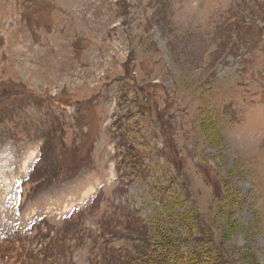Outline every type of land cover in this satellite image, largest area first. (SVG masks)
<instances>
[{
    "label": "rangeland",
    "instance_id": "rangeland-1",
    "mask_svg": "<svg viewBox=\"0 0 264 264\" xmlns=\"http://www.w3.org/2000/svg\"><path fill=\"white\" fill-rule=\"evenodd\" d=\"M163 238L264 264V0H0V264Z\"/></svg>",
    "mask_w": 264,
    "mask_h": 264
},
{
    "label": "trees",
    "instance_id": "trees-1",
    "mask_svg": "<svg viewBox=\"0 0 264 264\" xmlns=\"http://www.w3.org/2000/svg\"><path fill=\"white\" fill-rule=\"evenodd\" d=\"M157 238V236H156ZM157 240H159L157 238ZM164 242L166 243L165 239L163 238ZM162 243L164 246V249L161 248V245L153 244V247L151 251L146 252V255L144 253L138 254V257L134 258L133 260H129L132 262V264H178L179 259L181 261H184L186 258H179L178 254H169V251L166 247L167 243ZM146 245V243H144ZM174 256V261L176 260L177 263L170 260L169 256ZM191 262L194 264H197L199 262V259L202 257V255L198 252H193L191 256ZM195 261V262H194ZM197 262V263H196ZM183 263V262H181ZM215 261L213 260V264Z\"/></svg>",
    "mask_w": 264,
    "mask_h": 264
}]
</instances>
